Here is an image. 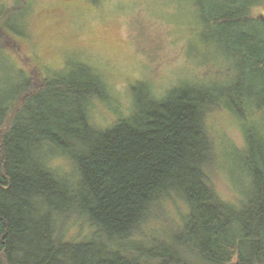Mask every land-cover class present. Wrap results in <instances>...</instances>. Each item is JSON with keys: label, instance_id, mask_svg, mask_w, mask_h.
Here are the masks:
<instances>
[{"label": "trees", "instance_id": "trees-1", "mask_svg": "<svg viewBox=\"0 0 264 264\" xmlns=\"http://www.w3.org/2000/svg\"><path fill=\"white\" fill-rule=\"evenodd\" d=\"M216 1L201 22L234 50L233 86L148 90L108 129L92 120L93 108L110 102L89 65L43 80L34 71L19 97H0V264H264V0ZM0 39L19 46L1 28ZM222 110L245 140L234 203L212 180L208 118ZM171 200L186 212L152 237L150 223L164 220ZM70 222L90 234L65 240Z\"/></svg>", "mask_w": 264, "mask_h": 264}, {"label": "rangeland", "instance_id": "rangeland-1", "mask_svg": "<svg viewBox=\"0 0 264 264\" xmlns=\"http://www.w3.org/2000/svg\"><path fill=\"white\" fill-rule=\"evenodd\" d=\"M214 2L0 0V28L19 45L0 47V97L15 92L19 97L28 89L25 79L34 71L43 80L89 65L102 74L110 102L97 104L92 120L95 126L108 129L133 114L138 98L149 99L148 90L163 97L180 85L195 89L200 83L197 80L233 86L239 73L234 50L220 39L216 27L208 28L201 22V14ZM259 11L261 7L254 10ZM241 128L226 110L215 111L208 118L218 156L212 180L229 203L236 202L240 182L245 180L235 167V156L245 142ZM52 164L63 170L68 166L61 158ZM165 209V221H153L147 229L152 237L162 234L169 222L176 224L186 212L181 200L172 201ZM90 232L87 225L70 222L64 238L80 241Z\"/></svg>", "mask_w": 264, "mask_h": 264}]
</instances>
